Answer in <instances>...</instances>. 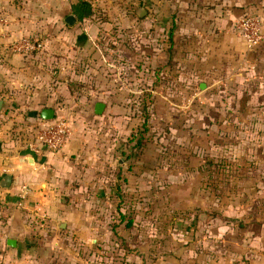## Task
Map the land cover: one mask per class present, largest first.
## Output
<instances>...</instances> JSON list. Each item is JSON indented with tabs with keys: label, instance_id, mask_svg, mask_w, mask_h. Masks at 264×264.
<instances>
[{
	"label": "crops",
	"instance_id": "0c3cea01",
	"mask_svg": "<svg viewBox=\"0 0 264 264\" xmlns=\"http://www.w3.org/2000/svg\"><path fill=\"white\" fill-rule=\"evenodd\" d=\"M111 1L0 0V115L20 113L35 120L42 109L52 108L55 115L80 120L90 112L99 115L97 102L111 112L116 89L133 83L116 75L117 68L133 62L125 57L123 43L114 46V34L126 41L118 34L126 27L125 36L155 39L160 24L181 14L187 17V88L196 86L206 96L211 87L218 88L221 103H247V116L264 120V43L249 49L235 30L240 17L260 14L264 19V0H116L109 6L113 15L104 21L91 13L97 4ZM68 14L76 18L72 25L64 22ZM97 25L106 31L108 49H99ZM149 26L151 35L145 32ZM28 36L41 38L44 49L25 55L10 51V42ZM115 55L126 62L115 63ZM86 73L96 76L87 79ZM75 87L103 90L77 97ZM232 111L237 114L236 108ZM81 137L71 124L62 150L45 156H30L13 137L0 140V178L12 176L8 189L0 187V264H90L72 251L80 228L71 184L78 170L73 159L87 153ZM23 185L29 189L21 198ZM215 211L206 219L195 216L187 228V264H264V195H232ZM64 244L71 247L65 249L68 254Z\"/></svg>",
	"mask_w": 264,
	"mask_h": 264
},
{
	"label": "rangeland",
	"instance_id": "374dc122",
	"mask_svg": "<svg viewBox=\"0 0 264 264\" xmlns=\"http://www.w3.org/2000/svg\"><path fill=\"white\" fill-rule=\"evenodd\" d=\"M114 2L97 4L91 13L104 21L113 15L109 6ZM179 15L160 24L155 39L125 36L126 27L118 31L126 41L114 34V46L123 43L125 57L133 62L117 68L116 75L133 83L116 89L111 112L107 105L98 116L68 117L87 152L73 159L80 228L72 251L90 264H187V228L195 216H215L232 195H264V120L249 118L247 103H221L218 88L211 87L208 96L196 86L187 88V17ZM98 29L102 49L111 43L103 26ZM151 30L145 32L151 35ZM123 57L112 58L118 63ZM73 90L80 97L103 89ZM27 116L0 115L2 143L13 139L22 121L32 119ZM128 218L130 227L125 226ZM65 249L71 247L63 250L68 254Z\"/></svg>",
	"mask_w": 264,
	"mask_h": 264
},
{
	"label": "built area",
	"instance_id": "2783aa9c",
	"mask_svg": "<svg viewBox=\"0 0 264 264\" xmlns=\"http://www.w3.org/2000/svg\"><path fill=\"white\" fill-rule=\"evenodd\" d=\"M235 30L245 45L253 49L264 43V19L260 14H249L235 21ZM41 38L28 36L13 40L8 44L11 52L28 54L44 49ZM71 133V122L65 115H55L51 120L36 118L22 121L12 134L20 149L30 156H45L60 152ZM28 187L21 186L18 195L24 198L28 194Z\"/></svg>",
	"mask_w": 264,
	"mask_h": 264
},
{
	"label": "water",
	"instance_id": "95a60500",
	"mask_svg": "<svg viewBox=\"0 0 264 264\" xmlns=\"http://www.w3.org/2000/svg\"><path fill=\"white\" fill-rule=\"evenodd\" d=\"M64 22L67 23L68 25H72L76 22V18L73 14H68L64 18ZM103 108H104V104L102 102H97L95 104V113L100 114L103 111ZM54 117H55V113H54V110L52 108H44L41 110V112L39 114V118L43 119V120H51ZM11 179H12V176L10 174L3 175L0 178V187L8 189L10 187V184H11Z\"/></svg>",
	"mask_w": 264,
	"mask_h": 264
},
{
	"label": "trees",
	"instance_id": "16d2710c",
	"mask_svg": "<svg viewBox=\"0 0 264 264\" xmlns=\"http://www.w3.org/2000/svg\"><path fill=\"white\" fill-rule=\"evenodd\" d=\"M170 35H172V30H170V32H169V38H170ZM144 122H146V121H144ZM137 142H139V140ZM120 218H121V220L124 219V215L122 213H120ZM125 222H126L125 226L130 227L132 225V223H133V220H132V218H128V219L125 220Z\"/></svg>",
	"mask_w": 264,
	"mask_h": 264
}]
</instances>
